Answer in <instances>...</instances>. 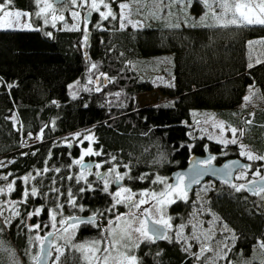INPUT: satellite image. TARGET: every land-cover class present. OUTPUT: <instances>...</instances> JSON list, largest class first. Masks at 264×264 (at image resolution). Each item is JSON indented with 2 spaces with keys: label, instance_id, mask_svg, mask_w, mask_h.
Listing matches in <instances>:
<instances>
[{
  "label": "trees",
  "instance_id": "trees-1",
  "mask_svg": "<svg viewBox=\"0 0 264 264\" xmlns=\"http://www.w3.org/2000/svg\"><path fill=\"white\" fill-rule=\"evenodd\" d=\"M11 7L29 13L38 11L34 0H13ZM112 7L117 13L120 11L116 4ZM191 10L196 17L205 11L198 0H193ZM66 20L71 22L68 11ZM31 22L40 30H0V158L11 159L8 165L0 168V176L8 175V181L16 179L17 191L11 194L12 199H20L23 186L18 178L28 173L47 166L60 168V176L76 174L78 168L69 169V165L79 158L80 148L74 145L69 148L58 140L86 128H92L95 136L93 148L104 153L95 156V161L102 162L114 155L118 161L130 164L133 174L167 178L173 171L184 168L193 154L203 155L206 150L218 156V164L228 158H241L236 145L224 146L203 137L192 138L190 112L211 109L224 120L231 121L230 115L242 105L244 95L253 85L264 104V63L252 69L247 67L248 41L264 37V29L200 25L174 28L158 23L142 28L128 26L121 31L117 30L118 21H103L101 26L106 30L101 31L95 27L101 23L99 15L93 12L88 22L90 44L85 47L82 30L61 29L59 24L53 27L45 24L43 18L34 16ZM49 32L51 36L46 35ZM167 53L173 54L174 87L160 88L165 102L140 106L137 96L155 87L149 80H141L130 62ZM257 58L264 60V56ZM255 60L252 58L253 62ZM90 64L97 65L96 74H104L111 81L100 91L95 89L71 98L69 84L81 78ZM9 84L15 86L9 88ZM14 113L19 120L18 128L10 120ZM251 121V125L243 123L241 131H246L245 140L253 150L262 154L264 108L254 112ZM41 132L42 139H37ZM23 138L25 145L21 144ZM110 166L105 164V167ZM54 175L49 172L32 183L42 182L48 186V177ZM89 180L96 178L89 176ZM126 183L133 191L159 190L163 186L148 181ZM70 184L74 192L80 187L74 182H64L63 188ZM214 184L215 188L208 194V207L238 238L233 252L248 256L264 240V202L259 203L257 196L246 191L236 192L225 182ZM100 186L94 184V187ZM61 202L65 203L64 217L91 215L109 208L111 196L100 191L86 192L82 198L78 196L77 203L85 208L83 212L68 206L63 198ZM45 203L47 209L55 206L53 200H35L29 205L18 206L23 214ZM47 209L31 222L39 220L43 225H50ZM172 210L186 214L189 209L186 204L175 203ZM98 218L101 227L81 225L74 244L105 237L102 226L114 216L106 213L105 217ZM18 224L19 218H14L8 228L0 232V264H29V253H36L38 249L36 243H29L32 233L27 230V221L17 227ZM49 228L44 227L43 232ZM10 242L14 250L6 246ZM158 251L160 256L155 255ZM64 253L58 264H84L75 248L65 246ZM136 254L143 258L144 264H197L179 243L168 241L142 244Z\"/></svg>",
  "mask_w": 264,
  "mask_h": 264
},
{
  "label": "snow or ice",
  "instance_id": "snow-or-ice-1",
  "mask_svg": "<svg viewBox=\"0 0 264 264\" xmlns=\"http://www.w3.org/2000/svg\"><path fill=\"white\" fill-rule=\"evenodd\" d=\"M68 0H65L67 3ZM73 7H87V15L84 17L85 28L83 29L84 36V46H88L89 32L87 29L88 17L92 15L93 12L98 13L101 23H97L95 27L98 30H106L102 28L103 21H118L119 28L117 30H126L128 25H131L133 28H136L140 25V21L133 22L130 19L132 14L131 3H142V0H70ZM35 5L39 9L35 13H29L26 11L13 10V0H3L0 2V30H30V31H39V28L33 26L31 20L34 16L35 18H43L44 23H48V17L51 15L52 26H56V21H64L63 15H56L57 7L52 2V0H34ZM153 3L160 8V11L163 12L164 8L170 7L173 4L180 5L182 8H190L192 6L193 0H153ZM198 3L202 4L205 11L203 15L199 18L192 17V23L189 24L187 20L184 21L185 26L195 28L197 25L201 27L210 28V27H220L228 28L230 26L235 27H244V28H260L264 29V0H259V3L254 2V0H198ZM116 4L119 8V12L114 11L112 5ZM163 7H160V6ZM104 10H101V9ZM139 9H137V12ZM155 15V12L152 13ZM211 14V17L215 23H208V17ZM74 19H80V12L73 11L71 13ZM22 18H26L25 22L22 23ZM19 26V27H18ZM180 23L171 25V27L179 28ZM68 30L71 31H81L78 24H73ZM46 35L51 36L52 34L46 33ZM259 45L264 47V37L257 40L248 41V48L251 50ZM87 55V54H85ZM264 63V60L257 58L254 62L252 61L251 55H249V63L247 67L252 69L257 64ZM96 64H92L91 68L95 69ZM104 75V74H101ZM111 81V78L105 77ZM89 83L93 81L89 79ZM15 85L9 84L8 87H14ZM168 86L174 87L173 84ZM72 87V86H70ZM253 86L249 87V96H245V102L251 100V95L255 93L252 91ZM86 91L88 89H85ZM101 89L97 87L96 91ZM119 96V93L116 94ZM75 99V94H73ZM53 103H56L53 101ZM172 106V105H168ZM246 123L251 124L252 121H246ZM220 128L221 132L224 130V124L221 122L217 125ZM237 129L232 128L231 132L233 139L223 140L218 139L217 143H223L227 146L228 143L235 144L237 142L236 134ZM43 133L37 137V139H42ZM82 134L77 133L74 139L79 140L82 144L84 140L89 141V146L86 149H81V155L79 158L72 160L69 165V169L73 166L78 168L76 174H68L66 176H60V168H49L44 167L43 169L36 170L35 175L31 173L18 178L21 180L23 187L20 190V199L19 200H6L0 202V217H4L3 225L4 227L9 226L12 223L13 218H19V224H26L27 220H32L33 217H39L47 209V204H40L31 211L25 210L22 214L19 206H26L31 204L35 200H44L55 201V206L51 209H47V214L50 217V225H44V227H51L57 232L60 229H57V224H60L63 233L69 234V239L74 238L75 230L78 229L81 225L85 226H94L101 227L98 222V217H105L106 213H110L114 216V219L108 220V227L104 229L108 233L107 237L103 240H94L91 242H85L82 244L74 245L75 249L79 252L88 254L91 253L92 256L96 259V264H109L110 261H114L115 264H144L143 258L138 256L136 252L140 250L141 245H153L158 241H168L169 243H180L184 252L191 255L192 258L196 261L203 260V264H217L218 260H227V252L232 250L229 247L228 243L225 241L217 242V246L213 247L208 241L214 239L213 228H209L205 231H202L200 235H197L196 228L197 225L193 224L191 227L193 231L189 236L184 235V229L187 227L185 224H180L179 226L173 225V217L167 214V209L175 204L177 200H182L187 203L188 200V185L185 184V176L179 174L175 177V183H168L166 177L160 175H155L154 177L147 174H133L132 166L130 164H124L118 161L116 156H111L110 159L104 160L102 162H85V157L92 156H101L104 153L100 150H95L92 147V144L96 142L94 134L90 133L83 136V140H80ZM241 135L243 133L241 132ZM211 138V137H210ZM69 148L72 147V144L67 143ZM35 154V153H33ZM242 155H246L248 160H264V156H257L251 152H243ZM50 158V157H49ZM215 157H210L208 160L199 161L194 166V175L192 177V183H199V178L202 177L205 173L200 170V167L208 169L211 166L212 161ZM47 163V162H46ZM238 165V162H234ZM105 164H110L111 166L105 171L101 172L100 169L104 167ZM3 162H0V167H3ZM244 168L246 166H239ZM93 168L96 169L93 172ZM123 168L124 171L120 169ZM234 170L233 165H225L223 170H213V174L217 172L223 174L224 176H231V172ZM49 172H53L56 175L48 177L50 180V185L44 186L41 182L40 184H33L32 181H36L38 177H46ZM256 176L260 177L259 181H250L252 185L248 187L245 184H232L231 187L235 189L236 192L241 191H251L253 194L264 193V175L261 174L259 170L254 173ZM10 175V174H9ZM89 176H94L95 181L89 180ZM237 179H245L244 171H241L240 176L236 177ZM0 179L7 181L8 175L0 176ZM135 181H148L151 184H159L164 187L159 191H149L141 190L140 192L133 191V188L126 182H135ZM64 182H74L80 187L73 191L71 184L65 189L63 188ZM94 184L101 185L99 188L94 187ZM115 184L117 187L113 191L112 185ZM46 187V190H41ZM17 191L16 180H11L7 183L6 186L0 187V196H10L11 193ZM103 192L111 196V206L102 211L93 212L89 217L82 218L77 216H63V209L65 203L61 202L63 198L68 206L72 208H78L79 211H85V208L82 204L77 203V198L83 197V194L86 192ZM264 199V196L261 197ZM123 205L129 211L128 213H119L117 214L118 206ZM7 210L11 213L10 216L5 217L4 211ZM60 217L58 220L57 217ZM218 217H214V221L218 220ZM17 225V227L19 226ZM28 232H38L41 230V224L36 223L33 225H26ZM202 228V224L200 225ZM71 230V231H70ZM223 231H231L228 229V226L222 225ZM3 231V228L0 227V232ZM55 236L54 232H49L46 236L41 237L40 235H35L33 238L35 241L39 242L40 253L33 255L32 260L33 264H43L49 256H51V251L45 252V243L44 241L48 240V237ZM203 236V240L201 239ZM57 239L59 237H56ZM238 238L233 233L232 247L235 246V241ZM189 240H195L199 244L198 251H191L193 245L189 243ZM104 244V247H101V244ZM47 247L49 249L55 248L56 253L58 254L56 259L59 260L60 256H64L63 248L57 246L54 241H49ZM259 247L264 249V242L259 244ZM227 249V252L225 251ZM113 252L117 255L113 256ZM212 253L213 255H207ZM147 255V253H146ZM156 256H160L161 252H156ZM17 264V262H14ZM228 264H232V261H228Z\"/></svg>",
  "mask_w": 264,
  "mask_h": 264
},
{
  "label": "rangeland",
  "instance_id": "rangeland-1",
  "mask_svg": "<svg viewBox=\"0 0 264 264\" xmlns=\"http://www.w3.org/2000/svg\"><path fill=\"white\" fill-rule=\"evenodd\" d=\"M254 2L259 3V0H254ZM68 3L69 4L67 5H59V6L56 5L58 9L56 12V15H63L65 18L64 21H59V20L56 21L55 22L56 26L57 24H59L61 29L68 30L73 24H78L80 29L83 31V29L85 28L84 16L87 14V11H88L87 7H73L71 5L70 0L68 1ZM160 7H163V6L161 5ZM131 8H132V14L130 16L131 21L133 22L140 21V25L136 28H142L147 25L158 24V23H162V24H166L170 26L176 23H180V25H185L184 24L185 20H187L188 23L191 24L193 22L192 17H196L195 14L192 12L191 7L182 8L180 5H176V4H173L170 7L164 8V11L161 12L160 8L157 7L155 3H153V0H142V3L140 4L131 3ZM137 9H139L138 12H137ZM13 10H16V9H13ZM101 10H104V9L102 8ZM67 11L69 12V17L71 18V22H68L66 20ZM73 11L80 12L81 16L79 20L74 19L72 17L71 13ZM153 12H155V15L152 14ZM199 17H196V18H199ZM25 19L26 18H22V23L25 22ZM48 23L52 25L51 15H49L48 17ZM208 23H213V24L215 23V21L211 17V14H209V17H208ZM128 26L132 27L131 25H128ZM87 29H88V32H90L88 23H87ZM7 30H12V29H7ZM249 55H251V57L254 59H257V57H260V56H264V47L257 45L255 49L251 50V52L249 50ZM172 60H173V54L167 53V54H163L160 56L148 57L145 60L141 59V60L130 62V64L133 67V70L138 74V77L141 80H149V82H151L152 85L155 87V89L152 90L151 92L139 94L137 96L140 106L156 105V104L165 102L166 97L160 91V88L170 87L168 85L173 84ZM91 65L92 64L88 66L87 70L81 76V78H78L77 80H74L69 84L68 87H69V94L71 98H73V94H75V97H77L81 93H90L93 90L97 89V87L102 89L104 85H107L110 82L108 79H105V77L107 76L96 74L95 69H92ZM89 79H91L93 82L89 83L88 82ZM85 89H88V90L86 91ZM252 91L255 94L251 95V100L247 103L244 101V103L240 107L241 109L237 113L230 115L231 121L224 120L223 118L218 116L216 111L211 110V109H198V110L196 109L190 112V125L189 126L191 129L192 138L193 137H199V138L203 137V138L209 139L214 142H217L218 139L231 141L233 139L231 129L236 128L238 130L236 134L237 142L235 144L228 143L227 145H236L239 149V156L242 159L248 161L251 165V168L248 171H245V170L238 171V173L235 176V180H234V184L236 185L244 184V183L259 179L260 177L254 174L257 170H259L262 175L264 173V160H254V161L248 160L246 155L241 154L243 151V152H251L257 156H264V152L262 154H257L255 150H253V148L245 140L247 136L246 131L245 130L241 131V127L243 123H245L246 125H249L248 123H246V121H251L252 117L254 116V112H258L263 108V103H262L263 101L257 89L253 88ZM249 95L250 93L248 90L246 96H249ZM10 120L13 122V125L16 128L19 127V120L15 113L10 116ZM221 122L224 124L223 132H221L220 128L217 127V125L220 124ZM241 132L243 133V135H241ZM77 133L82 134L80 136V140H83L84 135H88L92 133V128H86V129H82V130L64 135L58 140V142H60L63 145H67V143L70 142L72 146L74 145V146L79 147L80 155H81V149H86L89 146V141L84 140L83 143L81 144L79 140L74 139ZM93 145L94 143L92 144V147ZM94 157L95 156L85 157V162L89 160H94ZM214 157L215 159L212 162L216 163V159L218 158V156H214ZM221 157L224 158L225 156H221ZM0 162H3V165L6 166L11 162V159L8 157H2L0 158ZM106 168H109V167H105L104 165V167L101 168L100 171L103 172V170H105ZM95 171L96 169L94 168L93 172ZM241 171H244L245 176H246L245 179L236 178L237 176H240ZM31 174L35 175V172ZM167 179H168V183H170L171 178L167 177ZM11 180H16V179H11ZM9 181L0 179V187L6 186ZM20 183L22 184L23 187H25V185H23L21 180H20ZM113 185H112V190L114 191L116 187H114ZM163 187L164 186H162L159 190H161ZM214 188H215L214 182L211 180H207L203 182L202 184H200L199 186H197L196 188H194L192 191L188 192L187 203H185L182 200H177L176 203H183V204L188 205L189 210L186 214H184L183 212L177 211V210L173 211L172 206L174 204L171 205L167 209V214L174 218L172 221L173 225L175 226H179L180 224L187 225V227H185L184 229V235L186 237L189 236L191 232L193 231L191 227L193 224L197 225V228H196L197 235H200L202 231H205L209 228H213L212 235H214L215 238L208 241V243H210L213 247H216L217 242L225 241L226 243H228L229 247L232 248L230 252H227V249H225V251L227 252V260H218L217 264L220 262H224V261L228 262L229 260L232 261V264H256V263L261 264L263 263L264 262V249L260 248L259 244L261 242H264V240L259 242L248 256L235 254L233 252V247H232L233 242L231 240V237L234 233L233 230L220 219L214 221V217H218V216L216 213L211 211L208 207V194ZM159 190H155L152 188L149 189V191H159ZM135 192L138 193L140 191H135ZM262 196H264V193L258 194L257 199L259 203L263 204L264 199L261 198ZM6 200H14V199L11 198V195L10 196H0V202H4ZM128 211L129 210L126 207H124L123 205H120L118 206L117 214L119 213L126 214L128 213ZM10 215L11 213L9 211L7 210L4 211L5 217L10 216ZM3 219L4 217H0V227H2L3 230L5 231L6 228H8V226L4 227ZM36 223L41 224V230H39L38 232H31L32 234L29 238V243L30 245H33L34 243H36V245H38V249L36 253H33V254L31 252L29 253L28 255V259L30 262L29 264H33L32 256L39 253V242L31 238H33L35 235H40L41 237H44L49 232L55 230L50 227L47 231L43 232V228H44L43 223L39 220ZM36 223L31 222V220H27L26 225H33ZM201 224L203 226L202 228L200 227ZM225 224L228 226V229H230L231 231L222 230V225H225ZM60 226H61L60 224H57V229ZM107 227L108 225L106 226V228ZM78 229L75 230V235ZM107 235L108 233L105 232V237H107ZM56 237H59V238L57 239ZM56 237H55L54 243L57 246L63 248V250L65 249V246H71L75 248L74 247V245H76L74 244L75 236L74 238L69 239V234L63 233V230H62L56 235ZM105 237L99 240H103ZM201 239L202 240L204 239L203 236H201ZM91 241H94V240H90L87 242H91ZM188 242L193 245V248L191 251L193 252L198 251L199 244L195 240H189ZM82 243H85V242H78L77 244H82ZM6 246L8 247L10 246V248L14 250V246L11 244V242L10 244H6ZM104 246L105 245L102 243L101 247H104ZM77 252L79 253L84 264H96V259L92 256L91 253L85 254L79 251ZM57 255L58 254L56 253L55 248H52V260L50 264H58V261L56 259ZM115 255H117V253L113 252V256ZM207 255L210 256L213 254L208 253ZM23 264H27V263H23ZM109 264H115V262L110 261ZM197 264H203V260L197 261Z\"/></svg>",
  "mask_w": 264,
  "mask_h": 264
},
{
  "label": "water",
  "instance_id": "water-1",
  "mask_svg": "<svg viewBox=\"0 0 264 264\" xmlns=\"http://www.w3.org/2000/svg\"><path fill=\"white\" fill-rule=\"evenodd\" d=\"M64 2H65V0H53V3L55 5H60V4H63ZM90 21H91V16L88 17V22H90ZM89 44H90V32H89L88 45ZM210 157H214V155L212 153H209V152L205 153L204 155L193 154L189 158L188 163H187V165L184 168L175 170V171H173L171 173V175H170L171 182L170 183H175V177L177 175H179V174H183L185 176V184L188 185L187 192L192 191L198 185L202 184L203 182H205L207 180H211V181H214V182H225V183L231 185L234 182L235 176L238 173V171H240V170L248 171L249 168H250V163L248 161L242 159V158H239V157L225 159L221 164L212 162L211 166L208 169L203 168V166L200 167V170L203 171L205 174L202 177L199 178V183H192L191 181H192V177L194 175V166L196 165V163L199 162V161L208 160ZM86 162H88V161H86ZM92 162H95V161H92ZM234 162H238V165L235 164ZM228 164L233 165V168H234V170L231 172V176L230 177L224 176L223 174H221L219 172H217V174H213V170H223L225 165H228ZM239 166H246V167L241 168ZM105 170H103V171H105ZM263 175H264V173H263ZM259 180H260V178L256 179V180H253V181H259ZM244 184L247 185L248 187L252 186L249 182L244 183ZM113 186L117 187L115 184ZM246 192L248 194H250V195H254V196L258 195V194H253L251 191H246ZM89 216H91V215H79L77 217L86 218V217H89ZM58 229H60V231L63 230L61 226ZM51 232H54L55 236L48 237V240L44 241V243H45V246H46L45 247V252L51 251V253H52V249H49L47 247V245H48L49 241H54L55 240V237H56V235L59 232H57L56 230H53ZM39 253H40V247H39ZM51 260H52V254H51V256H49L47 258V260L45 262H43V264H50Z\"/></svg>",
  "mask_w": 264,
  "mask_h": 264
},
{
  "label": "flooded vegetation",
  "instance_id": "flooded-vegetation-1",
  "mask_svg": "<svg viewBox=\"0 0 264 264\" xmlns=\"http://www.w3.org/2000/svg\"><path fill=\"white\" fill-rule=\"evenodd\" d=\"M205 153H208V151H205ZM205 153H204V154H205ZM209 153H210V152H209ZM204 154H203V155H204ZM212 154H213V153H212ZM213 155H214V154H213ZM214 156H215V155H214ZM96 162H98V161H96ZM106 169H107V168H106ZM245 171H246V170H245ZM232 184H234V182H233ZM232 184H231V185H232ZM231 185H230V186H231ZM198 186H199V185H198ZM91 215H92V214H91ZM97 219H98L99 224L102 225L101 220H100L99 218H97ZM107 225H108V224H107ZM107 225H106V226H107ZM106 226H102V230H103V231H104V229H106ZM78 230H79V229H78ZM77 232H78V231H77Z\"/></svg>",
  "mask_w": 264,
  "mask_h": 264
},
{
  "label": "crops",
  "instance_id": "crops-1",
  "mask_svg": "<svg viewBox=\"0 0 264 264\" xmlns=\"http://www.w3.org/2000/svg\"><path fill=\"white\" fill-rule=\"evenodd\" d=\"M16 10H17V9H16ZM254 88H255V87H254ZM245 96H246V95H244V97H245ZM244 97H243V103H244V101H245V100H244ZM243 103H242V104H243ZM262 103H263V102H262ZM241 106H242V105H241ZM241 106H240V107H241ZM240 107H238L237 111L234 112V113H232V114L237 113V112L241 109ZM263 108H264V104H263ZM263 108H262V109H263Z\"/></svg>",
  "mask_w": 264,
  "mask_h": 264
},
{
  "label": "built area",
  "instance_id": "built-area-1",
  "mask_svg": "<svg viewBox=\"0 0 264 264\" xmlns=\"http://www.w3.org/2000/svg\"><path fill=\"white\" fill-rule=\"evenodd\" d=\"M25 143H26V139L23 138V139L21 140V144H22V145H25ZM28 145H29V144H28Z\"/></svg>",
  "mask_w": 264,
  "mask_h": 264
}]
</instances>
